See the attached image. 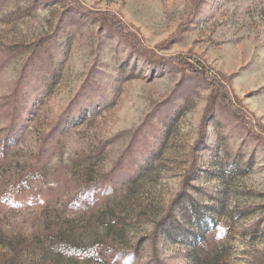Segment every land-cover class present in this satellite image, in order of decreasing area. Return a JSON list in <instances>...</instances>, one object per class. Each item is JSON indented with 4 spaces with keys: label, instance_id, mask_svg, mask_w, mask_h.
<instances>
[{
    "label": "rangeland",
    "instance_id": "374dc122",
    "mask_svg": "<svg viewBox=\"0 0 264 264\" xmlns=\"http://www.w3.org/2000/svg\"><path fill=\"white\" fill-rule=\"evenodd\" d=\"M77 1L0 0V264H264V0Z\"/></svg>",
    "mask_w": 264,
    "mask_h": 264
},
{
    "label": "trees",
    "instance_id": "16d2710c",
    "mask_svg": "<svg viewBox=\"0 0 264 264\" xmlns=\"http://www.w3.org/2000/svg\"><path fill=\"white\" fill-rule=\"evenodd\" d=\"M64 2L66 3L67 6L70 7H74L77 10L82 11V7L80 6L79 2L77 0H64ZM84 13H88L87 11H83ZM90 13V12H89ZM91 14L98 19L99 21H101L103 24L107 25L110 28L115 29L118 34L129 41L131 47L134 48V50H136L139 54L148 56L149 59L152 60H157V58H159V56L155 53V51H153L150 48H147L144 46L140 36L134 32L131 27L127 24H125L124 22H122L121 20H119L116 16L110 14V13H101V12H91ZM90 15V14H88ZM185 65H187V62H184ZM189 67L192 68L194 71L198 72L199 70L194 68L193 66H191L189 64ZM221 87H223V85H220ZM244 122L247 121V119H244ZM28 122H25L24 125H26ZM249 125H251L252 129H253V133L255 134V136L257 137V139H260L261 141L264 142V124L261 123H256V124H252V122H247ZM17 193H20L24 190H26L27 188H29V186H26L25 184L22 183H18L17 186ZM219 208V206H218ZM217 208V209H218ZM216 209L213 208L212 210L209 211H202L200 210L199 212L202 214V216H196L195 218H193L194 220H192L194 222V224L192 226H190L191 229H195V230H199L201 232H206L207 229H209L208 227L211 226V222L213 223V217L210 216L209 213H213ZM171 224L167 225L165 224V226L163 227V234L165 235H170L172 237H179L180 234L177 235L176 233V228H179L180 226H174V222H170ZM173 224V225H172ZM184 233V232H182ZM196 240H191V241H199L201 240V236H196L195 237ZM73 249H75V251L77 252H82V250H77V248L74 246ZM84 251V249H83Z\"/></svg>",
    "mask_w": 264,
    "mask_h": 264
}]
</instances>
